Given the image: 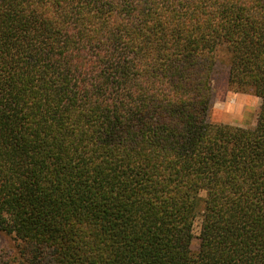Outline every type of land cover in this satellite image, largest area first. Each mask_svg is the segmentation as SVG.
Here are the masks:
<instances>
[{
	"label": "trees",
	"instance_id": "trees-1",
	"mask_svg": "<svg viewBox=\"0 0 264 264\" xmlns=\"http://www.w3.org/2000/svg\"><path fill=\"white\" fill-rule=\"evenodd\" d=\"M220 50L253 126L209 120ZM0 232L18 264H264V0H0Z\"/></svg>",
	"mask_w": 264,
	"mask_h": 264
},
{
	"label": "rangeland",
	"instance_id": "rangeland-1",
	"mask_svg": "<svg viewBox=\"0 0 264 264\" xmlns=\"http://www.w3.org/2000/svg\"><path fill=\"white\" fill-rule=\"evenodd\" d=\"M211 77V108L209 120L242 127L253 126L259 112L261 99L249 90H240L228 85V62L226 50L218 52ZM198 233V222L194 226ZM15 241L0 232V264H18Z\"/></svg>",
	"mask_w": 264,
	"mask_h": 264
}]
</instances>
